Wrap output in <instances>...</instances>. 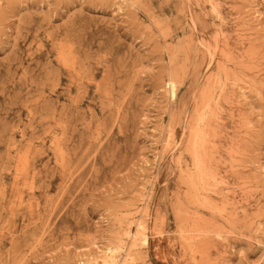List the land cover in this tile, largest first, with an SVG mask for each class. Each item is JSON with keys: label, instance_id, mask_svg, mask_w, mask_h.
Returning <instances> with one entry per match:
<instances>
[{"label": "rangeland", "instance_id": "rangeland-1", "mask_svg": "<svg viewBox=\"0 0 264 264\" xmlns=\"http://www.w3.org/2000/svg\"><path fill=\"white\" fill-rule=\"evenodd\" d=\"M113 250L264 264V0H0V264Z\"/></svg>", "mask_w": 264, "mask_h": 264}, {"label": "bare ground", "instance_id": "bare-ground-1", "mask_svg": "<svg viewBox=\"0 0 264 264\" xmlns=\"http://www.w3.org/2000/svg\"><path fill=\"white\" fill-rule=\"evenodd\" d=\"M168 86H169V93L174 98L176 96V92H177L176 83L174 81H170ZM144 230H145V227L140 222L138 224L137 233L132 235L131 232H129V234H130L131 238L136 241L138 238V233L141 234ZM142 242L144 245H147L148 241H147V239H143ZM116 253H117L116 250L110 251L109 256H103L101 261L99 260V258H92L89 262L84 263V264H116V259H117Z\"/></svg>", "mask_w": 264, "mask_h": 264}]
</instances>
